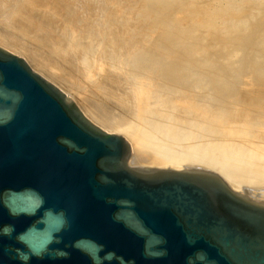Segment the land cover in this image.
<instances>
[{"label": "water", "instance_id": "95a60500", "mask_svg": "<svg viewBox=\"0 0 264 264\" xmlns=\"http://www.w3.org/2000/svg\"><path fill=\"white\" fill-rule=\"evenodd\" d=\"M0 264H264V194L131 158L0 45Z\"/></svg>", "mask_w": 264, "mask_h": 264}, {"label": "rangeland", "instance_id": "374dc122", "mask_svg": "<svg viewBox=\"0 0 264 264\" xmlns=\"http://www.w3.org/2000/svg\"><path fill=\"white\" fill-rule=\"evenodd\" d=\"M28 18L43 21L48 24L47 28L49 25L54 27V32L49 34L56 33L58 47L61 43L67 56L71 55V59L67 57L68 65L74 62L70 67L64 63L66 70L60 66L56 68L58 70H51L52 74L45 69L47 66L42 67L41 60L49 64L55 59V63L56 57L51 58L52 55L42 52L50 43L43 38L44 34L35 31L36 27L31 26ZM0 30L5 36L4 39L0 36L1 46L17 55H27L25 61L29 66L65 93L67 91L71 95L68 97L81 111L94 105L84 95L99 86L105 76L110 80L117 78L122 81L119 80L129 97L132 95L130 99L134 106L137 95L147 90L154 98L150 107L160 116L168 120L177 118L182 122V128L188 126L193 136H217L218 132L220 135L221 127L213 128L206 124V118H197L205 106L212 111H206L211 116L213 113L219 116L217 120H221V126L228 125V128L238 131L247 127V131L241 130L242 135L246 134L249 139L252 137L246 146L264 154V0H0ZM16 42L20 44L16 45ZM46 42L49 44L45 46ZM38 51L44 55L40 57ZM32 60L38 61L34 63ZM124 88L121 89L122 94H127ZM122 94L118 93V97ZM174 95L188 100H183L185 104L181 99L173 101ZM90 97L91 100L96 98L94 95ZM171 97L174 99L170 101ZM105 101L109 104L107 99ZM179 102L187 103V107L183 104L181 107ZM101 105L96 113L112 115L110 108H105L107 113ZM196 106L197 110L198 107L201 109L196 111L197 114L186 109L190 107V111L191 108L194 111ZM94 107L97 109L99 104ZM148 108L142 109L147 111ZM191 128L195 130L191 131ZM112 132L127 139L134 159L140 144L136 143V149H133L135 142H131L126 132ZM153 144L145 145L148 148L141 145V148L151 149ZM159 145L157 151H163V155L150 150L139 157L154 164H196L224 173L233 184L247 191L264 194V174L256 176L251 172L248 175L245 170L239 172L236 166L242 164L237 160L230 161L225 156L205 157L198 155V150L186 152L176 145ZM139 163L145 165L144 162Z\"/></svg>", "mask_w": 264, "mask_h": 264}, {"label": "bare ground", "instance_id": "6f19581e", "mask_svg": "<svg viewBox=\"0 0 264 264\" xmlns=\"http://www.w3.org/2000/svg\"><path fill=\"white\" fill-rule=\"evenodd\" d=\"M19 1V0H18ZM53 1V0H52ZM46 5V4H45ZM120 5V4H119ZM42 9V8H41ZM32 11V10H31ZM37 11V10H36ZM43 12V11H42ZM121 12V11H120ZM91 13V12H90ZM38 17V16H37ZM105 18V17H104ZM29 19V22L31 24V26L36 27L35 31L37 32H41V34H44L43 35V38H45V40H47L48 42L44 43L45 46L47 44H49V47H44V49L46 51H43L42 52L48 54V55H52L53 57L51 58H55L56 57V61L55 63L54 60L52 59L53 62L49 61V64L47 62V64H45V61L44 60H41L40 63L42 64V67H46L45 68L46 70H50V72H48L49 74H52L51 73V70H58L56 68H61L64 70H66L65 66L68 65L67 62H68V56L66 54L65 51H63V49L66 50V48H62L61 47V43H60V47H58L59 45L56 44L58 43V38L54 35V34H49L51 31H53L52 29L54 27H50L51 25L48 26L49 30H47V25H45L46 23H42V22H38V20H34L32 18H28ZM17 20V19H16ZM42 25H40V24ZM23 24V23H22ZM26 24V23H25ZM43 24L46 26V28H44L45 26H43ZM16 25V24H15ZM14 25V26H15ZM53 26V25H52ZM71 27V26H70ZM51 28V29H50ZM81 28V27H80ZM117 28V27H116ZM71 29V28H70ZM23 30V29H22ZM55 30V29H54ZM1 31V30H0ZM3 31V30H2ZM27 31V30H26ZM87 31V30H86ZM54 32V31H53ZM56 32V31H55ZM3 32L0 33V36L4 39L5 36H2ZM18 33V32H17ZM16 34V33H15ZM27 34V33H26ZM23 35V34H22ZM53 35L55 37H53ZM87 35V34H86ZM14 36V35H13ZM34 36V35H33ZM38 36V35H37ZM7 37V35H6ZM10 37V36H9ZM19 37V36H17ZM23 37V36H22ZM14 38V37H12ZM20 38V37H19ZM55 38V39H54ZM57 38V39H56ZM31 40V38H30ZM36 40V39H35ZM56 40V41H55ZM22 41H23V38H22ZM25 41V40H24ZM42 41V40H41ZM2 40H0V45H2ZM8 42V40H7ZM6 42V44H7ZM15 43V41H14ZM20 42H16V45H19L17 44ZM38 43V42H37ZM25 45V44H24ZM22 46V45H21ZM29 46V45H28ZM27 46V47H28ZM44 46V45H43ZM17 47V46H16ZM23 47V46H22ZM19 48V46L17 47ZM75 49V48H74ZM28 50V49H27ZM76 50V49H75ZM48 51V52H47ZM65 52V53H64ZM75 52V51H74ZM80 52V51H79ZM13 53V52H12ZM26 53V52H25ZM39 53V51L37 52ZM40 57H42V53H39ZM82 54V53H81ZM31 55V54H30ZM46 56V57H49V56ZM27 56V55H26ZM25 56V57H26ZM33 56V55H32ZM38 56V55H37ZM55 56V57H54ZM76 56V55H75ZM83 56V55H82ZM46 57H43L46 58ZM71 59V55L69 56ZM77 57V56H76ZM27 58V57H26ZM31 58V57H30ZM28 58V59H30ZM38 58V57H37ZM50 58V59H51ZM74 59V57H72ZM79 59V57H77ZM87 58V57H86ZM26 59V60H28ZM41 59V58H40ZM47 60V58H46ZM75 60V59H74ZM77 60V59H76ZM31 61V59H30ZM37 62L38 60H32ZM44 61V62H43ZM72 61V60H70ZM79 61V60H78ZM90 61V60H89ZM60 62V63H59ZM73 62V61H72ZM77 62V61H76ZM53 63V65H52ZM64 63H66V65H64ZM74 63V62H73ZM72 63V64H73ZM98 63V62H97ZM41 64H39L41 66ZM71 64V62L69 63V65ZM71 64V65H72ZM127 64V63H126ZM68 65V67H70ZM76 65V64H75ZM44 69V68H43ZM96 69V68H95ZM68 70V69H67ZM39 71V70H38ZM41 71H43L41 69ZM55 72V71H54ZM69 72V71H68ZM94 73V72H93ZM54 75V74H53ZM84 76V75H83ZM45 77H48L47 75ZM65 77V76H64ZM145 77V76H143ZM62 78V77H61ZM87 78V77H86ZM85 78V79H86ZM105 79L101 80L99 86L97 85L89 94H86L84 95L86 98H88V100H90L91 104L94 105L96 104V106L99 104V107L97 109H95L94 105L92 107H94V109L91 107V109H87L85 108L84 110L82 109V112L90 121H92L93 123L96 122L97 124L99 123L101 126L100 128L107 131V132H112V131H123V132H126L127 134V137L129 139H131V142H135L134 146H133V149H136V143H139L140 144V148H141V145L142 146H145V145H148V144H153V146L151 145V149H146L144 147H142L141 149H137L136 150V156H142V155H145V154H148L150 150H154L155 152L153 153H158L159 155H163L164 153L162 152H158L157 149L159 150L160 147H157L159 144H161V146L163 145H176V147L179 146V148H182L184 150H186V152H193L195 153L197 150H198V155H204L205 157H214L215 156H225V159L227 158V160H237L240 164L242 165H245V167L242 168V165L241 166H236L238 167L239 172H242L243 170L247 171L245 173H247L248 175L250 174H261V176H263L264 174V154H260V150H257L255 148H251L250 146H246V143L249 142V140H252V137L251 139H249V137H247V135L245 136L244 133L242 135V132L241 130H246V129H243L240 125V127L242 129H239L238 130H234L235 128H228V125H226L224 127L220 125V122L221 120H217L219 118L218 115H213L212 116L210 115L211 113H208V112H212L210 111L208 108L206 109L205 106L202 108V110L198 107V110H197V106H196V110L192 111V108H191V111H190V107L189 108H186L187 107V103L186 105L185 102L187 99V97L184 99V96H177L174 95L173 97H176L175 99L173 97L169 98L170 101L171 99L173 98L174 100L173 101H177L178 99H181L182 102H184V104L182 102H179L178 104H180V106L183 104V106H186L185 108L186 109H189V112H194V114L197 112L196 111H199V109L201 111H199L198 115H197V118L199 119H203V118H206L207 119V123L206 124H211V126H214L213 128H220L219 131H220V135H219V132L217 134V136H214V135H206V136H193V133L191 134L188 130V126L187 128L183 127L180 125V122L177 118H173L171 117L170 120H168L166 117H162L160 116L158 113H156L157 111L153 110L152 106L153 105V100L154 98L151 97L152 95H150L149 93L150 92H147V90L143 91L142 92V95L141 93L137 95V98H136V105L134 106V104L132 103L131 101V97H129V94L127 92V90H125L126 88H124L123 86L124 85H121V82H119V80H117V78H115V80L112 78L110 80V78H108L110 81H108V79L106 78V76L104 77ZM146 78V77H145ZM46 79V78H45ZM88 79V78H87ZM86 79V80H87ZM143 79V78H142ZM215 79V78H214ZM118 82H117V81ZM141 80V79H140ZM62 81V80H61ZM149 82V79L147 80ZM146 81V83H147ZM212 81V80H211ZM51 82V81H50ZM142 82V81H140ZM216 82V81H215ZM126 83V82H125ZM54 84V83H53ZM68 84V83H67ZM139 84V83H138ZM148 84V83H147ZM146 84V85H147ZM119 85V86H118ZM68 86V85H67ZM70 86V85H69ZM68 86V87H69ZM128 86V85H127ZM118 87H121V88H118ZM59 88V87H58ZM124 88V90L127 92V94H122L124 93L121 89ZM145 88V87H144ZM147 88V87H146ZM60 89V88H59ZM119 89V90H118ZM136 89V88H135ZM91 90V89H90ZM122 91V92H119V91ZM62 91V90H61ZM142 91V90H141ZM64 92V91H63ZM121 93L122 94V98L121 97H118V93ZM134 92V91H133ZM136 92V91H135ZM65 93V92H64ZM67 93V94H66ZM66 95L67 96H71L67 91H66ZM159 94V93H158ZM93 96V98H95L94 101L93 99L91 100L92 97L90 96ZM124 95V96H123ZM143 95L146 97L143 98ZM155 95V94H154ZM120 96V94H119ZM189 96V95H188ZM135 97V96H134ZM133 97V98H134ZM148 97V98H147ZM149 97H151L152 99H150ZM164 97V96H163ZM167 97V96H166ZM180 97V98H179ZM183 97V99H182ZM107 99L109 104H105V100ZM135 100V99H134ZM184 100V101H183ZM103 101V102H102ZM105 101V102H104ZM159 101V100H158ZM180 101V100H178ZM107 102V103H108ZM196 102V101H195ZM103 103V104H102ZM112 103V104H111ZM103 105L104 104L106 106H104V109L105 108H110L111 110H109L110 112H112V115L111 114H107V115H102L100 116V114L96 113V111L100 108V105ZM156 104V103H155ZM173 104L175 105L176 103L173 102ZM172 104V105H173ZM177 104V106H178ZM101 105V107H102ZM146 105V107H142ZM173 105V106H174ZM197 105V104H196ZM149 106L148 110H144V109H147V107ZM156 106V105H155ZM192 106V105H190ZM203 106V105H202ZM176 107V106H174ZM182 107V106H181ZM103 108V107H102ZM107 108V109H108ZM144 108V109H142ZM178 108V107H177ZM194 105H193V109H194ZM204 108L206 109L205 110V113L202 112L204 110ZM257 108V107H256ZM103 110V109H102ZM106 110V109H105ZM185 110V109H184ZM207 110H209L208 112H206ZM249 110V109H248ZM107 111V110H106ZM261 111V110H259ZM250 112V111H249ZM248 112V113H249ZM255 112V111H254ZM264 112V111H263ZM108 113V111H107ZM208 113V114H207ZM262 113V112H261ZM97 114V115H96ZM210 115L207 117V115ZM245 114V113H244ZM258 114V113H257ZM246 115V114H245ZM196 116V115H195ZM221 116V115H220ZM243 116V115H242ZM169 118V117H168ZM260 118V117H259ZM258 118V120H259ZM107 119V120H106ZM109 119V120H108ZM166 119V120H165ZM224 119V118H223ZM227 119V118H226ZM256 119V118H255ZM193 120V119H192ZM197 120V119H196ZM257 120V119H256ZM194 121V120H193ZM219 121V122H218ZM105 122V123H104ZM217 122V123H215ZM250 122V121H249ZM258 122V121H257ZM186 123V122H185ZM188 123H189V120H188ZM232 123V122H231ZM262 123V122H261ZM264 123V122H263ZM95 124V123H94ZM190 124V123H189ZM225 124V123H224ZM230 124V123H228ZM232 125V124H231ZM254 125V124H252ZM257 125V123H256ZM98 126V125H97ZM200 126V125H199ZM251 126V125H250ZM255 126V125H254ZM124 127V128H122ZM195 127V125H194ZM230 127V126H229ZM253 127V126H252ZM258 127V126H257ZM260 127V126H259ZM258 127V128H259ZM194 129V128H193ZM200 129V127L198 128ZM197 129V130H198ZM211 129V128H210ZM191 131H194L192 130V128L190 129ZM214 130V129H213ZM250 130V129H249ZM199 131V130H198ZM215 131V130H214ZM241 131V133H240ZM247 131V130H246ZM207 132V131H206ZM205 132V133H206ZM256 132V130L254 131ZM258 132V131H257ZM262 132V131H261ZM195 133V132H194ZM253 133V132H252ZM259 133V132H258ZM249 135V134H248ZM260 135V134H259ZM257 136V135H256ZM139 137V138H138ZM143 139V140H142ZM256 139V138H255ZM254 139V140H255ZM257 141V139H256ZM254 141V142H256ZM258 143V142H257ZM260 143V142H259ZM160 146V145H159ZM148 148V146H145ZM172 148V147H170ZM168 148V149H170ZM174 148V147H173ZM176 149V148H175ZM174 149V150H175ZM161 150H163V148H161ZM180 150V149H178ZM264 150V149H263ZM182 151V150H181ZM179 151V152H181ZM260 151V152H259ZM183 153V152H182ZM192 154V153H191ZM197 154V153H196ZM153 158V157H152ZM223 160V159H222ZM233 162V161H232ZM230 163V162H229ZM232 164V163H231ZM234 170V169H233ZM254 172H257V173H254ZM232 173V172H231ZM238 173V172H237ZM243 173V172H242ZM241 174V173H240ZM246 174V175H247ZM245 175V176H246ZM233 176V175H232ZM242 177V176H241ZM239 178V177H238ZM252 178V176H251Z\"/></svg>", "mask_w": 264, "mask_h": 264}]
</instances>
